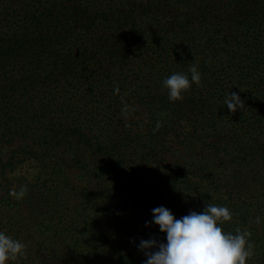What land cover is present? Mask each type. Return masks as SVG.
<instances>
[{"label":"trees","instance_id":"obj_1","mask_svg":"<svg viewBox=\"0 0 264 264\" xmlns=\"http://www.w3.org/2000/svg\"><path fill=\"white\" fill-rule=\"evenodd\" d=\"M206 204L264 264V0H0V232L29 244L10 264H145L152 209Z\"/></svg>","mask_w":264,"mask_h":264},{"label":"clouds","instance_id":"obj_2","mask_svg":"<svg viewBox=\"0 0 264 264\" xmlns=\"http://www.w3.org/2000/svg\"><path fill=\"white\" fill-rule=\"evenodd\" d=\"M189 71L191 79L186 74L174 73L163 81L170 101L182 100V93L189 91L193 83L201 84L198 67L192 65ZM225 104L233 114L246 107L235 92L227 95ZM27 191V186H21L19 190L11 189L9 195L22 200ZM152 214L153 223L166 233L167 242L161 243L155 238L141 240L139 250L147 257L145 264H247L254 255L251 232L237 227L233 234L222 228L225 222L233 220V213L227 207L206 204L202 212L192 211L180 219L164 206L152 209ZM256 223H260V217ZM26 249L24 243L0 232V264L26 257Z\"/></svg>","mask_w":264,"mask_h":264},{"label":"rangeland","instance_id":"obj_3","mask_svg":"<svg viewBox=\"0 0 264 264\" xmlns=\"http://www.w3.org/2000/svg\"><path fill=\"white\" fill-rule=\"evenodd\" d=\"M24 244H25V245H29V244H27L26 242H24ZM8 264H10V261L8 262Z\"/></svg>","mask_w":264,"mask_h":264}]
</instances>
